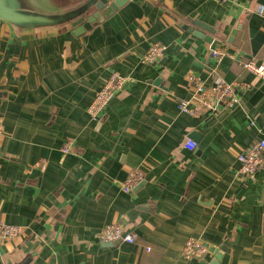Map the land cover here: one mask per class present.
Returning <instances> with one entry per match:
<instances>
[{"label": "crops", "instance_id": "0c3cea01", "mask_svg": "<svg viewBox=\"0 0 264 264\" xmlns=\"http://www.w3.org/2000/svg\"><path fill=\"white\" fill-rule=\"evenodd\" d=\"M191 28L228 54L214 59ZM157 42L163 63H143ZM251 59L264 64V0H129L95 22L24 33L0 21V224L23 230L0 236V264H264V162L238 174L241 151L264 139ZM112 73L126 81L96 123L87 108ZM191 77L249 87L232 108L190 116L178 101ZM132 169L145 177L126 193ZM108 224L136 242H100ZM191 237L207 261L182 256Z\"/></svg>", "mask_w": 264, "mask_h": 264}, {"label": "built area", "instance_id": "2783aa9c", "mask_svg": "<svg viewBox=\"0 0 264 264\" xmlns=\"http://www.w3.org/2000/svg\"><path fill=\"white\" fill-rule=\"evenodd\" d=\"M216 2H225L227 0H213ZM261 11H263L261 9ZM166 46L162 43L151 44L146 54L142 58V62L151 65L159 63L165 56ZM227 51L215 47L211 50L214 59L220 60ZM242 66L258 78L264 79V64H259L256 60L251 59L243 62ZM194 81L192 94L187 99L178 101V109L181 113L190 116H198L205 111H215L218 108H232L239 104L240 93L247 89L249 85L239 83L226 82L221 77H216L212 81H205L201 78H190ZM125 77L118 73H112L100 90L96 93L92 103L87 108V112L92 121L99 123L103 120L106 108L109 102L119 94L125 84ZM4 134V123L0 117V137ZM75 141L68 138L62 147L63 154L73 151ZM185 148L195 150L197 144L195 141L188 139ZM240 167L238 174L241 176H254L262 167L264 162V139L253 141L238 156ZM44 166L45 163H38V166ZM144 173L140 169H132L126 180L122 182V190L129 193L140 182L144 180ZM22 227L0 224V236L3 238H16L22 234ZM98 240L104 243L136 242V236L128 232L122 224H108L98 232ZM210 247L198 238H188L182 249V256L188 260H205L211 256Z\"/></svg>", "mask_w": 264, "mask_h": 264}, {"label": "water", "instance_id": "95a60500", "mask_svg": "<svg viewBox=\"0 0 264 264\" xmlns=\"http://www.w3.org/2000/svg\"><path fill=\"white\" fill-rule=\"evenodd\" d=\"M129 0H84L76 5L59 6L56 2L45 3L43 0H0V21L7 23L18 32H31L40 29L54 30L69 28L78 20L87 19L90 23L101 20L103 15H109L119 10ZM211 30L206 25L196 23ZM211 44V50L219 40L189 30ZM163 60V59H162ZM159 63H163V61Z\"/></svg>", "mask_w": 264, "mask_h": 264}]
</instances>
